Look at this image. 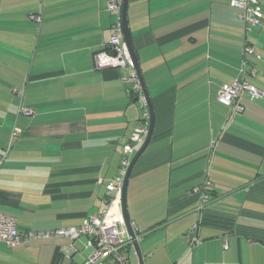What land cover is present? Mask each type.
I'll return each instance as SVG.
<instances>
[{
  "label": "crops",
  "instance_id": "1",
  "mask_svg": "<svg viewBox=\"0 0 264 264\" xmlns=\"http://www.w3.org/2000/svg\"><path fill=\"white\" fill-rule=\"evenodd\" d=\"M109 1L0 0V212L19 231L99 214L139 123L125 70L94 69L93 54L112 33ZM229 2H127L154 111L126 186L144 264H264V96L243 95L241 112L217 100V89L236 79L264 93V28L247 26ZM206 179L210 203L199 210L195 188ZM194 225L201 243L189 247ZM76 242L70 256L67 238L29 246L42 245L43 264H84L87 249ZM128 256L139 264L134 248ZM20 258L0 244V264H26Z\"/></svg>",
  "mask_w": 264,
  "mask_h": 264
},
{
  "label": "built area",
  "instance_id": "2",
  "mask_svg": "<svg viewBox=\"0 0 264 264\" xmlns=\"http://www.w3.org/2000/svg\"><path fill=\"white\" fill-rule=\"evenodd\" d=\"M229 3L230 6L241 11L240 17L247 26L264 28L260 0H230ZM122 4L123 0H110L107 3V11L114 14L115 18L112 23V33L104 48L93 54L94 69L125 70L124 80L129 84L127 90L141 104L142 111L139 123L123 144L122 159L117 174L106 185L103 209L99 214L84 218L76 226L25 231H19L16 228L15 217L0 212V244L9 248H18L28 247L36 240L67 238L72 243L65 247L64 252L70 256L77 250L74 242L83 239V247L89 251L85 256L84 264H130L128 253L133 245L121 211V191L124 176L136 147L143 142L148 133L149 111L139 77L123 38ZM244 53L254 54L252 48L247 45L244 47ZM245 94L250 99L264 96V93L256 86L243 79H236L217 89V100L222 105L231 107L234 112H241L243 107L240 99ZM24 113L30 114V110L25 109ZM18 133L19 130L14 129L12 135H18ZM4 158L5 155H0V162ZM211 190V182L208 179L195 188L199 194V210H203L209 205ZM139 237L136 235L137 240ZM186 242L189 247L201 243L197 225L192 226L187 232ZM223 247H227L226 241L223 242Z\"/></svg>",
  "mask_w": 264,
  "mask_h": 264
},
{
  "label": "water",
  "instance_id": "3",
  "mask_svg": "<svg viewBox=\"0 0 264 264\" xmlns=\"http://www.w3.org/2000/svg\"><path fill=\"white\" fill-rule=\"evenodd\" d=\"M127 2H128V0H123L122 11H121L123 38H124L125 43L127 45L130 57H131V59L133 61L134 68L136 70V73H137V75L139 77V80H140V83H141V86H142L143 94L145 96L146 103H147V108H148V111H149V119L147 120L148 133L145 136L141 146L133 154V156L131 158V161H130V164H129L128 168H127L126 174L124 176V180H123V184H122V191H121V211H122L123 219H124V222H125L129 237L131 239L133 248H134L135 253H136L137 257H138V262H139V264H144V261H143V258H142V254H141L140 249H139V244H138V241L136 239V234H135V231L133 229L132 223L130 221V218H129V215H128V212H127V207H126V186H127V181H128V178L130 176V173H131V170H132L134 164L136 163V161L139 158V156L141 155V153L144 151V149H145V147H146V145H147V143H148V141H149V139L151 137V134H152V131H153V126H154V111H153V107H152V104H151V100L149 99V97H148V95L146 93V90H145V87H144V84H143V80H142V76H141V73H140V70H139V67H138L137 57H136V54H135L134 49H133L132 44H131L129 29H128V25H127V19H126ZM136 100L137 99L134 98L133 101L135 102Z\"/></svg>",
  "mask_w": 264,
  "mask_h": 264
},
{
  "label": "rangeland",
  "instance_id": "4",
  "mask_svg": "<svg viewBox=\"0 0 264 264\" xmlns=\"http://www.w3.org/2000/svg\"><path fill=\"white\" fill-rule=\"evenodd\" d=\"M82 242H83V239L78 240L76 242L80 250H82V247H83ZM41 246H42L41 244L36 243L29 247H18L17 251L20 252V256H21L19 261L23 260L22 262L26 264H43L45 259L43 256V251L40 250ZM88 252H89L88 250H84V255H87Z\"/></svg>",
  "mask_w": 264,
  "mask_h": 264
}]
</instances>
